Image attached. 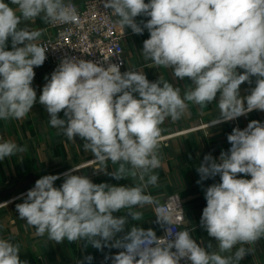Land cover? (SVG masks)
<instances>
[{
    "label": "clouds",
    "instance_id": "1",
    "mask_svg": "<svg viewBox=\"0 0 264 264\" xmlns=\"http://www.w3.org/2000/svg\"><path fill=\"white\" fill-rule=\"evenodd\" d=\"M104 8L135 34L147 29L144 58L171 69L175 78H189L192 85L182 96L181 88L162 78L151 82L143 71L62 59L38 97L50 125L69 140L78 136L101 165L97 172L116 180L130 176L139 183L97 184L73 174L78 170L72 168L55 187L60 175H44L16 204L19 218L37 236L47 234L57 244L83 240L85 247L123 249L112 264H239L255 254L254 246L264 238V123L258 120L243 130L234 128L227 136L230 149L218 159L205 155L197 168L198 184L220 177L205 190L200 220L218 250L209 251L212 245L197 243L188 230H174L172 213L159 206L157 222L170 226L164 237L151 228L134 225L125 232V227L128 216L142 218V212L132 209L159 205L147 189L158 183L153 171L161 166L160 126L166 118L178 121L187 111L186 102L203 107L216 101L218 93L220 116L213 125L264 111V0H104ZM138 16L149 19L137 23ZM38 17L53 25L82 26L71 0H0V120H23L37 102L34 67L44 64L49 47L37 43L41 30L20 25ZM252 77L255 87L242 97L240 86L251 84ZM61 111L65 118L59 117ZM25 151L0 137V160ZM107 161L118 164L117 170L108 172L103 167ZM123 209H128L126 216L114 215ZM234 248V254L222 255ZM19 253V244L0 237V264H28ZM92 259L89 255L77 264H91Z\"/></svg>",
    "mask_w": 264,
    "mask_h": 264
},
{
    "label": "crops",
    "instance_id": "2",
    "mask_svg": "<svg viewBox=\"0 0 264 264\" xmlns=\"http://www.w3.org/2000/svg\"><path fill=\"white\" fill-rule=\"evenodd\" d=\"M71 1L82 3L84 0ZM5 2L9 3V0ZM135 19L137 23H140L146 22L149 17L138 16ZM48 24L38 17L34 21L22 22L20 27L41 30L42 36L37 41L40 43ZM121 28L127 33L124 38L127 71L129 69L143 71L151 82L159 78L167 80L174 87L181 88L183 96L184 90L192 85L189 78H175L171 69L156 66L150 59L144 58L142 49L144 40L150 36L148 30L144 29L142 34H135L129 27L121 26ZM7 50H11L10 41ZM238 71L243 70L238 69ZM34 72L32 86L37 92V102L31 111L23 120H0V137L4 140H12L20 147H26L25 152L0 160V237L19 244L20 259L27 261L28 264H77L89 255L93 257L91 264H112L111 258L122 249L104 247L99 250L91 245L85 247L86 242L83 240L71 243L65 240L57 244L49 240L47 234L37 236L36 229L20 219L16 211V204L24 202L27 191L34 187L37 179L44 175H60V179L54 182L55 187H60L64 181L63 174L72 168L78 170L73 174L88 176L93 183L97 184L108 183L114 186L131 187L139 183L137 179L130 176L116 180L104 172H97L95 169L101 165L95 160L90 150L83 149V141L78 136L75 140H69L61 129L50 125L49 114L38 102V97L47 79H50L51 73L45 63L34 67ZM251 79V84L245 82L240 86L242 97L248 95L250 89L255 87L256 78ZM218 100L219 93L216 101L203 107L186 102L188 108L180 120L173 122L170 117L166 118L160 126L162 129L159 148L161 166L153 171V174L158 176V183L157 186H149L147 189V193L155 197L159 204L171 199L183 203L185 217L181 230H188L192 238L202 246L207 247L210 243L212 248L209 251L218 250L217 243L214 238L208 236L200 220L203 208L206 207L205 190L213 183H219L220 177L217 175L198 184L200 175L197 168L203 162L205 155L211 154L218 159L221 152L228 151L227 136L234 128L243 130L252 120L264 123V111L253 110L234 120L213 125L220 116ZM58 115L60 118H65L63 111ZM103 167H106L108 172H113L119 165L107 161ZM238 178L247 179L244 174H238ZM155 206L148 205L143 209H132L142 212L143 215L139 221H134L128 216L125 232L135 225L144 229L151 228L156 235H159L162 232V226L160 222H157ZM127 211L128 209H123L114 215L126 216ZM123 234H118L117 238ZM238 247L240 245L236 246ZM245 247L248 246L245 245ZM254 247L255 254L246 255L239 264H264V238ZM236 248L232 250V253H222V255H232ZM85 264L88 262L85 261Z\"/></svg>",
    "mask_w": 264,
    "mask_h": 264
},
{
    "label": "built area",
    "instance_id": "3",
    "mask_svg": "<svg viewBox=\"0 0 264 264\" xmlns=\"http://www.w3.org/2000/svg\"><path fill=\"white\" fill-rule=\"evenodd\" d=\"M71 2L78 9L82 26L49 23L40 41L41 44L49 47L44 63L50 73H53L65 57L101 62L105 67L108 64H120L121 72L127 71V55L124 47V38L127 33L117 24V17L112 16L110 10L104 8V0ZM230 147L231 145L228 144V150ZM246 177L251 179L250 176ZM158 206L172 213L173 229L181 230L185 217L184 204L171 199L156 205L154 208L156 218ZM161 226L162 232L157 237H164L167 228L170 227L162 223ZM181 264L184 262L181 261Z\"/></svg>",
    "mask_w": 264,
    "mask_h": 264
}]
</instances>
